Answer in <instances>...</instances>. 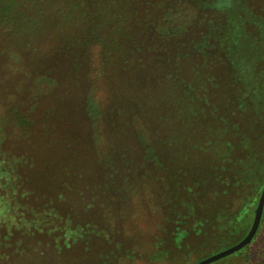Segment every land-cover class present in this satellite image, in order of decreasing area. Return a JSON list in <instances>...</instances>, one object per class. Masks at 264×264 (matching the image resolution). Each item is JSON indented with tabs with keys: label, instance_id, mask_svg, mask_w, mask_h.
<instances>
[{
	"label": "rangeland",
	"instance_id": "obj_1",
	"mask_svg": "<svg viewBox=\"0 0 264 264\" xmlns=\"http://www.w3.org/2000/svg\"><path fill=\"white\" fill-rule=\"evenodd\" d=\"M104 1L0 33V264H197L254 222L264 0Z\"/></svg>",
	"mask_w": 264,
	"mask_h": 264
},
{
	"label": "trees",
	"instance_id": "obj_2",
	"mask_svg": "<svg viewBox=\"0 0 264 264\" xmlns=\"http://www.w3.org/2000/svg\"><path fill=\"white\" fill-rule=\"evenodd\" d=\"M53 1L54 0H0V25L7 30H1L0 33L7 32V34L11 36L23 34V36L31 38L30 33L36 30L34 25H38L41 22V18L46 15L48 8L51 9L50 6L53 5ZM96 1L98 7L103 6L102 3L105 2L104 0ZM146 1L147 0H139V3L144 5ZM83 3L85 2L82 1L81 4ZM109 3H111V0H109ZM127 4H125L124 8H128ZM142 9L143 8H141V10ZM141 10L138 11L136 8V13H138L136 15H139ZM99 14H101V16H98L101 18V21L104 17H107L106 13L100 12ZM35 33H33V35ZM22 41L24 42V40ZM263 219L264 215L262 221Z\"/></svg>",
	"mask_w": 264,
	"mask_h": 264
},
{
	"label": "water",
	"instance_id": "obj_3",
	"mask_svg": "<svg viewBox=\"0 0 264 264\" xmlns=\"http://www.w3.org/2000/svg\"><path fill=\"white\" fill-rule=\"evenodd\" d=\"M263 215H264V190L262 192L258 207H257L256 212H255L254 222L252 224V227H251L249 233L246 235V237L244 239H242L240 242H238L236 245H234V246H232V247H230L224 251H221L217 254H214L210 257H207L197 264H213L219 260H222L228 256H231V255L241 251L242 249H244L245 247L250 245L252 243V241L254 240L255 236L257 235L258 231H259Z\"/></svg>",
	"mask_w": 264,
	"mask_h": 264
}]
</instances>
